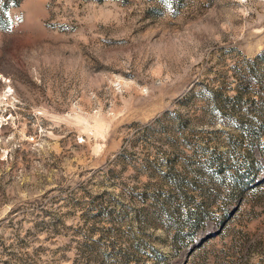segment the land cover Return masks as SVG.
I'll list each match as a JSON object with an SVG mask.
<instances>
[{
  "label": "rangeland",
  "instance_id": "obj_1",
  "mask_svg": "<svg viewBox=\"0 0 264 264\" xmlns=\"http://www.w3.org/2000/svg\"><path fill=\"white\" fill-rule=\"evenodd\" d=\"M0 264H264V0H0Z\"/></svg>",
  "mask_w": 264,
  "mask_h": 264
}]
</instances>
